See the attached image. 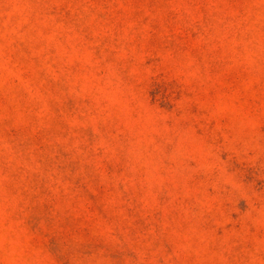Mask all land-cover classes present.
<instances>
[{
    "label": "rangeland",
    "instance_id": "rangeland-1",
    "mask_svg": "<svg viewBox=\"0 0 264 264\" xmlns=\"http://www.w3.org/2000/svg\"><path fill=\"white\" fill-rule=\"evenodd\" d=\"M0 264H264V0H0Z\"/></svg>",
    "mask_w": 264,
    "mask_h": 264
}]
</instances>
